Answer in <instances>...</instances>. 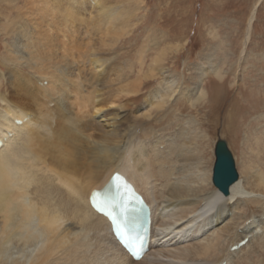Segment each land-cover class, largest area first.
Masks as SVG:
<instances>
[{
	"label": "bare ground",
	"instance_id": "obj_1",
	"mask_svg": "<svg viewBox=\"0 0 264 264\" xmlns=\"http://www.w3.org/2000/svg\"><path fill=\"white\" fill-rule=\"evenodd\" d=\"M91 1L53 0L54 4L49 6L40 3L39 11H49L55 20L53 23L58 20L63 29L71 27L73 39L76 27H83L77 23L106 26L103 46L111 48L124 36L123 30L128 27L127 20L132 13L107 8L100 0L94 3L100 11H90ZM59 7L63 11H59ZM96 12L98 18L94 17ZM43 19L46 20L45 16ZM253 21L254 17L251 25ZM13 24L14 30L7 34L13 37L14 45L7 47L15 48L16 54L11 53L12 57L23 61L22 66L38 71L40 79L29 78L10 85L16 92V100L26 108H15L4 99L5 108L0 110V264H180L176 262H194L196 259H203L204 264H245L253 262L255 256H264L263 170L255 172V168L246 163L243 175L232 186L230 195L224 196L219 190L210 191L213 171L206 170L202 152L192 150L191 137L187 136L184 141L182 134L183 144L179 150L167 145L162 152L160 147L164 142L152 123L137 127L128 118L120 122L124 116L117 110L130 107L122 106L120 102L135 96L146 98V104L149 101L155 103L150 111L140 116L150 120L156 113L178 106L183 100H189L192 108L203 106L202 102L209 94L200 88L204 86L205 77L211 75L205 74L204 67L202 77L196 83V95L192 96L195 98L185 99L186 90L180 89L178 80L170 72L162 69L157 74L160 64L164 63L162 58L156 60L155 70L152 65L145 71L147 62L141 57L139 75L132 80L123 73L109 72L107 60L95 57L96 54L91 55V60L88 54L85 57L79 55V58H75L76 54L68 56L69 51L79 50L84 45L76 40L70 46L65 44L66 35L62 40L58 35L54 37L56 33L50 26L47 32L39 30L40 25H34L29 31L28 22L21 27ZM68 60L75 66L74 73L66 76L64 69ZM213 73L216 78L224 79L217 70L213 69ZM155 81L158 82L157 89L143 97L144 86ZM29 85L41 95L33 94L37 91L30 90ZM100 87L109 90L105 100L98 95ZM65 98L74 108L73 117H67L61 106L58 111L50 108L51 103H63ZM119 124L123 125L122 129ZM183 127L193 128L192 123ZM96 133L101 136L96 137ZM142 133L144 139L139 138ZM71 135L81 141L84 156L80 159L74 151L65 153L66 150L60 149ZM136 138H139L138 143ZM256 140L258 145L264 142L261 136ZM50 159L57 163L56 166L49 162ZM195 160L197 163L193 164ZM167 166L169 170H166ZM117 173L134 184L152 208V255L156 250L158 255L155 257H167L173 262L150 263L146 261L150 255L135 261L113 236L108 219L91 206L93 192L107 189ZM254 206L257 211L250 210ZM247 210L250 213L243 216ZM191 227L197 231L193 233ZM160 229L167 233L170 241L162 246L155 243L160 238ZM178 229L191 234V239L185 238L184 242L182 237L178 241L181 234H176ZM172 230L174 232L169 233ZM247 240L245 246L233 251L235 246ZM171 247L176 249L170 250ZM15 250L33 253L25 262L23 257L14 258Z\"/></svg>",
	"mask_w": 264,
	"mask_h": 264
},
{
	"label": "rangeland",
	"instance_id": "obj_2",
	"mask_svg": "<svg viewBox=\"0 0 264 264\" xmlns=\"http://www.w3.org/2000/svg\"><path fill=\"white\" fill-rule=\"evenodd\" d=\"M100 1H102L107 8L115 11H129L132 13L127 20L129 23L128 27H125L123 30L124 36L111 48L103 46L105 41L104 35L107 31L106 26H100L99 24V27L94 26L91 22H89V24L87 22V25L86 23H77V25L80 24L83 25V27L81 26L82 28H80L79 25L76 27L77 30L75 29V31L77 33L75 36L77 38L78 36L81 37L78 39L75 37V39H73L70 30L71 27H68L69 29H67V31V27H64V29L62 26V28L59 27L58 20L53 23L55 20H52L49 11H39V7L42 6L40 3H48L49 6L54 4L53 0H0V110L5 108L6 103L3 101L4 99L5 101L7 100V103L10 102L15 106V108H26V105L16 100V92L10 85L12 83L19 84L22 83V81L25 82L29 78L32 80L40 79L37 73L38 71L30 69L28 66H22L24 63L23 61L19 62L14 56L12 57L11 53L16 54V49L7 47V45L13 46L14 39L7 33H12L14 30V22L17 25L16 27H21V25L28 22L29 31L33 29L32 27H34V25L39 27L42 22L40 26L44 29L39 27V30H47L48 32V26H50L54 34L56 33L55 35L53 34L54 37L58 35L59 39L61 38L60 40H62L64 39L63 35H66L67 39L63 40L66 42L65 44L70 46L74 44L73 40H76V43H82L84 45V47L82 46L79 50L69 51L68 56L76 54L75 58H79L81 55L85 57L88 54L90 59L92 54H96L95 57L98 56L107 60L109 72L113 71L112 74H125L130 76L131 79L133 78L132 80H135L139 75V59L141 57H144L147 62L145 71L150 70L152 65L155 70L157 65L155 64L156 60L158 58L164 59V63L160 64L157 74H160V70L162 69L164 72H170V74L178 80L180 89L186 90L185 99L195 98V96H192L196 95V83L200 81L202 77L201 74H203L202 68L204 67V71L206 70L205 74L211 75L205 77L204 86L200 88L205 89L209 94L208 99L202 102L203 106L192 108L189 100H183L184 102L178 106H171V108H166V110L158 113L154 111L156 114L154 113L155 115L152 116L150 120L144 117L140 118V116L150 111L155 103L149 101L146 104L144 100L146 98L141 99V96L138 95L139 97L126 98L120 102L122 106H130L124 111L117 110L119 115L122 113V116H124L120 118V120L122 119L120 122L128 118L130 123L132 122L131 124L137 127L152 123L158 137L160 139L162 138L161 140L164 142V145L160 147L162 152L165 151L167 145L169 148L170 145H172V149L176 148V150H179L183 144L181 140L183 139V135L185 137L184 141H186L187 136L191 137L189 141H191L192 150H194V152L197 150L202 152L205 159L204 163L206 164V170L213 171L212 174L214 173L216 163L215 149L219 139L225 140L228 143L240 177L243 175V168L246 163L253 166L255 172L259 170L264 171V142L258 145L256 140L257 137L260 136L264 138V0ZM94 3L95 0L91 1L88 5L90 9H88L90 11H100V8L96 7ZM57 9L63 11L60 7ZM38 11L42 13V16ZM97 14L99 13L96 12L94 14L95 18H98ZM44 16L46 20L43 19ZM253 17L254 21L251 25ZM35 18L38 20H35ZM50 19L52 21H50ZM52 23L55 25L58 24V26L53 27ZM57 27L60 28L61 32ZM97 29L100 32H98ZM54 30H58L59 33ZM88 32L90 33L87 34ZM90 35L92 36L90 37ZM89 46H91V51L94 53H91ZM171 49H173V51ZM81 51H83V53ZM71 62V60H68L67 67L64 69L66 76L74 73L73 68L75 65L72 66ZM213 69L220 72L224 79L219 77L216 78L217 76L214 73L212 74ZM70 70H72V72ZM148 83L146 82V84ZM157 83L155 81L152 84H145L146 86H144L141 95L145 97L146 94L155 91L158 87ZM46 85L47 82L45 83V86ZM27 87H29L30 90L35 89L32 85ZM103 88L100 87L101 91H99L98 95L102 100H105L110 93L107 87ZM35 93H38V91L33 94ZM38 94L41 95L40 93ZM61 100L62 99L59 101ZM64 101L65 102H60L58 104L53 102L50 108L58 111L60 108L59 106H61L62 108L60 109L64 111L66 116L73 117L72 111L74 108L66 102V98ZM107 109L106 107L105 110ZM111 111H116V109ZM123 113L126 114L123 115ZM27 119L29 118L27 117ZM188 123H192V129H185L183 127L185 125L188 126ZM122 127L123 125L119 124V129H122ZM175 129L177 131H175ZM99 136H101V134L96 133V137ZM139 138L144 139V133H142ZM139 138L135 139L136 143L139 142ZM65 142V144H62L63 148L60 146V149H62L61 151L66 150L65 153L74 151L76 157L79 159L80 156H84L82 145L80 144L81 141L78 137L71 135ZM185 149H187V147ZM195 161L193 164L197 163V161ZM49 162L53 163L51 159ZM56 164L54 165L56 166ZM167 168L166 170H169V166H167ZM43 171L49 172L47 170ZM252 174H254V171H252ZM210 181V191L218 190L213 184V178ZM250 210L257 211L258 208L254 206ZM249 213L250 211L247 210L246 214L244 213L243 216ZM192 228L193 227L190 229ZM193 229V233H195L197 228ZM158 232L162 234L160 233V238H157L155 243H160V246H162L163 243L168 244L167 242L170 241H168L169 238L167 237V233L164 234L163 229H160ZM172 232L174 231L172 230L169 233ZM180 232V229H178L176 234ZM176 234L174 233L173 236ZM190 235L191 234H188L187 231L184 233L181 232V234L178 235V241H180L182 237L183 241L185 238L191 239ZM179 246L180 245H178V247ZM181 246H183V244ZM160 248L162 249V247L158 249ZM173 249H176V247H171L170 250ZM152 251L153 249L147 254L150 255L148 259H146L147 262H173V260H169L167 257H155V255H158V252L154 250L152 255ZM15 253L14 258L19 259L23 257L21 259L26 262L27 260L29 261V256H31L33 251L24 254L15 250ZM263 262L264 256H255L253 262L247 261L245 264H262ZM176 263L204 264V260L196 259L194 262L189 260L186 263H184V261H177Z\"/></svg>",
	"mask_w": 264,
	"mask_h": 264
},
{
	"label": "water",
	"instance_id": "obj_3",
	"mask_svg": "<svg viewBox=\"0 0 264 264\" xmlns=\"http://www.w3.org/2000/svg\"><path fill=\"white\" fill-rule=\"evenodd\" d=\"M239 180L233 154L225 140L219 139L216 146V163L213 173L215 187L224 195H230L232 186Z\"/></svg>",
	"mask_w": 264,
	"mask_h": 264
},
{
	"label": "snow or ice",
	"instance_id": "obj_4",
	"mask_svg": "<svg viewBox=\"0 0 264 264\" xmlns=\"http://www.w3.org/2000/svg\"><path fill=\"white\" fill-rule=\"evenodd\" d=\"M95 195V194H94ZM113 220H115V217H113Z\"/></svg>",
	"mask_w": 264,
	"mask_h": 264
}]
</instances>
